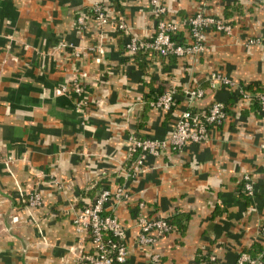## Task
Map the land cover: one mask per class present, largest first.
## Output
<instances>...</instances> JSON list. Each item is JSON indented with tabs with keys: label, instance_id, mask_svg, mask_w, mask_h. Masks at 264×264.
<instances>
[{
	"label": "crops",
	"instance_id": "crops-1",
	"mask_svg": "<svg viewBox=\"0 0 264 264\" xmlns=\"http://www.w3.org/2000/svg\"><path fill=\"white\" fill-rule=\"evenodd\" d=\"M100 1L111 16L101 27L89 14L94 0H0V154L13 157L0 161V264H76L82 242L73 210L117 184L129 196L110 199L104 210L125 227L128 264H150L154 252L161 264H200L208 253L219 264H235L241 250L259 251L264 115L239 88H264V51L243 43L264 31V0H209L204 10L229 21L230 34L208 29L195 57L167 58L127 52L128 34L115 24L121 14L150 37L156 19L149 0ZM163 1L176 19L200 7L198 0ZM98 43L103 53L90 47ZM212 73L232 83L211 85ZM74 78L83 83L81 108L74 94L57 91ZM170 85L177 88L172 107L149 106ZM198 85L203 93L192 107L222 100V122L208 126L204 141L148 155L143 171L125 179L131 134L168 135L189 105L185 89ZM243 172L252 178L251 196L241 189ZM31 190L41 193L40 205L25 203ZM139 210L148 217L176 215V227L139 243Z\"/></svg>",
	"mask_w": 264,
	"mask_h": 264
},
{
	"label": "built area",
	"instance_id": "built-area-1",
	"mask_svg": "<svg viewBox=\"0 0 264 264\" xmlns=\"http://www.w3.org/2000/svg\"><path fill=\"white\" fill-rule=\"evenodd\" d=\"M209 0H200V7L194 13L183 16L180 19L169 16L168 7L163 0H149L150 11L156 17L154 32L150 37L139 34L127 22L124 16L118 14L116 27L125 30L128 38L125 42L127 52L135 53L138 50H152L162 56H188L195 57L205 46L204 33L208 29L230 34L231 24L219 15L206 12L204 5ZM94 23L101 27L109 22L111 16L108 15L106 6L100 0H94L90 6V13ZM83 14L77 16L79 24L86 26ZM182 25L188 26L189 38L179 40L175 35ZM245 45H258L264 51V31L260 34L244 38ZM99 53H103L100 43L90 46ZM216 80L221 83L231 84L232 81L226 76L218 73L210 75V83ZM240 93L245 98H253L258 105V110L264 115V91L250 93L244 88H239ZM57 91H65L75 95V107L81 108L83 98V84L80 79L74 78L70 82L59 86ZM177 88L170 85L168 88L158 93L151 101L150 106L169 110L175 100ZM185 92L189 96V105L181 109L174 127L168 135L163 137L137 136L131 134L129 145V161L124 171V178L135 177L143 171L144 162L148 155H160L166 150L180 151L188 142H200L207 138L208 126L220 124L225 117V103L222 100H212L204 109L193 108L192 99L200 97L203 93L199 86H188ZM264 151V141L259 143ZM13 160L12 155H1L0 161L7 164ZM241 189L251 196L253 194V182L249 173L243 172L241 175ZM129 193L124 184H117L113 189L103 186L96 193L94 201L74 209L72 223L77 234V238L82 242L80 249H75L76 264H128V249L126 244V231L124 225L116 214L104 213L105 204L113 199L122 201L127 199ZM25 203L31 206H38L42 203V195L37 190H31L26 197ZM143 207V202H139V208ZM138 234L137 241L142 244L155 242L159 237L165 235L173 229V226L163 217H148L139 210L137 215ZM264 235V226L260 228ZM89 235V243L84 244L85 236ZM150 264H161V257L158 252L150 256ZM200 264H219L215 254L208 253ZM235 264H264V245L262 249L254 255L246 251H240Z\"/></svg>",
	"mask_w": 264,
	"mask_h": 264
},
{
	"label": "trees",
	"instance_id": "trees-1",
	"mask_svg": "<svg viewBox=\"0 0 264 264\" xmlns=\"http://www.w3.org/2000/svg\"><path fill=\"white\" fill-rule=\"evenodd\" d=\"M198 1H200V0H198ZM155 19H156V17H155ZM179 40H187L188 38H189V33H188V26L187 25H182L181 27H180V29L177 31V33H176V35H175ZM141 51H143V52H146V51H150L151 53H156V52H154V51H152V50H142V49H140V50H138L137 52H141ZM160 55V54H159ZM173 54H171V55H168V56H163L164 58H167V57H170V56H172ZM160 56H162V55H160ZM83 84V83H82ZM198 86H200V85H198ZM193 87H195V86H193ZM249 90L250 92H257V91H264V88H259V87H256V88H246V90ZM156 96V95H155ZM155 96H153L151 99H153ZM151 99L149 100V101H151ZM253 98H251V100H252ZM249 100H250V98H249ZM254 100V99H253ZM255 101V100H254ZM257 104V103H256ZM149 106H150V104H149ZM257 107H258V105H257ZM225 111H226V105H225ZM126 165H127V163H126ZM240 186H241V178H240ZM94 198H95V196L93 197V199H92V201H94ZM91 201V202H92ZM82 207V206H81ZM80 207V208H81ZM104 213H108V212H106L105 210L103 211ZM177 216L176 215H169V216H166L165 217V219L173 226V228H174V226L176 227V224H175V222H176V220H175V218H176ZM258 246H261V245H258ZM261 249H262V247H261ZM241 251H246V252H248L249 254H251V255H254L256 252H258V251H256V252H249L248 250H246V249H243V250H241ZM204 258H205V256L202 258V261L204 260Z\"/></svg>",
	"mask_w": 264,
	"mask_h": 264
}]
</instances>
